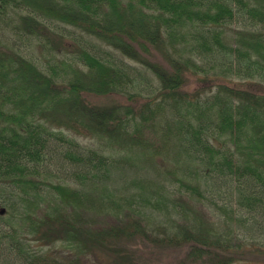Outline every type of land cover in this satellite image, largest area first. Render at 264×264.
Instances as JSON below:
<instances>
[{"label":"trees","instance_id":"16d2710c","mask_svg":"<svg viewBox=\"0 0 264 264\" xmlns=\"http://www.w3.org/2000/svg\"><path fill=\"white\" fill-rule=\"evenodd\" d=\"M0 206V264L264 254V0H0Z\"/></svg>","mask_w":264,"mask_h":264},{"label":"rangeland","instance_id":"374dc122","mask_svg":"<svg viewBox=\"0 0 264 264\" xmlns=\"http://www.w3.org/2000/svg\"><path fill=\"white\" fill-rule=\"evenodd\" d=\"M236 27V25H235ZM191 82H193L191 80ZM193 85H191L192 87ZM78 140L81 144L87 145L91 142V140L87 137L80 136ZM2 207L0 206V211ZM3 222L0 217V226H2ZM245 239V238H244ZM245 241L249 244H257L262 247V235L257 239H252L246 237ZM141 251L148 253V255L144 258L146 260V264H190L183 260L184 252L180 250H172V249H155L148 247H139ZM3 256L2 259H6L8 256L7 251L0 252ZM7 255V256H6ZM6 257V258H5ZM264 263V254L262 252H247L242 261H239L238 264H262ZM16 264H22L16 262Z\"/></svg>","mask_w":264,"mask_h":264}]
</instances>
